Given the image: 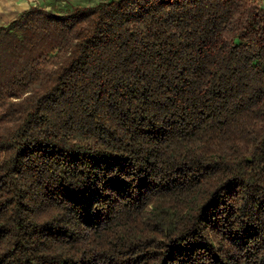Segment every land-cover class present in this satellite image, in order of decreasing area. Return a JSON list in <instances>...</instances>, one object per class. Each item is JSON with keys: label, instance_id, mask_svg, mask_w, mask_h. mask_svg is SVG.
I'll use <instances>...</instances> for the list:
<instances>
[{"label": "trees", "instance_id": "trees-1", "mask_svg": "<svg viewBox=\"0 0 264 264\" xmlns=\"http://www.w3.org/2000/svg\"><path fill=\"white\" fill-rule=\"evenodd\" d=\"M0 25V264H264V0H66Z\"/></svg>", "mask_w": 264, "mask_h": 264}, {"label": "crops", "instance_id": "crops-1", "mask_svg": "<svg viewBox=\"0 0 264 264\" xmlns=\"http://www.w3.org/2000/svg\"><path fill=\"white\" fill-rule=\"evenodd\" d=\"M264 2V1H263ZM37 0H0V19L9 22L20 12L28 9L31 4H36ZM2 24H4V21Z\"/></svg>", "mask_w": 264, "mask_h": 264}, {"label": "rangeland", "instance_id": "rangeland-1", "mask_svg": "<svg viewBox=\"0 0 264 264\" xmlns=\"http://www.w3.org/2000/svg\"><path fill=\"white\" fill-rule=\"evenodd\" d=\"M74 2H79V3H83V4H94L100 0H71ZM37 3H40L44 6H47L48 8H58L59 6L65 5L67 3L66 0H37ZM3 20H5L3 18ZM2 19H0V25L3 22ZM4 23H8L6 20L4 21Z\"/></svg>", "mask_w": 264, "mask_h": 264}]
</instances>
